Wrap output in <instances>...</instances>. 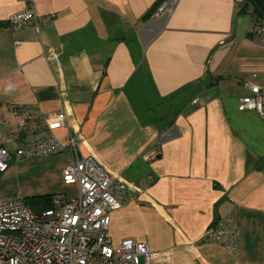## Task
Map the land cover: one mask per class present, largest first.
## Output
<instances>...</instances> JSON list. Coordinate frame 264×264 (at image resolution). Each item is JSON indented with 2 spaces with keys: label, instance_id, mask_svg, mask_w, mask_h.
<instances>
[{
  "label": "crops",
  "instance_id": "0c3cea01",
  "mask_svg": "<svg viewBox=\"0 0 264 264\" xmlns=\"http://www.w3.org/2000/svg\"><path fill=\"white\" fill-rule=\"evenodd\" d=\"M161 2L35 0L49 21L15 31L26 4L0 0V131L23 133L17 106L65 114L59 141L79 134L80 154L126 182L111 244L146 242L152 264H264V114L239 108L247 83L264 88L256 14L180 0L165 17ZM22 160L63 170L72 151ZM219 217L238 224L236 251L199 241Z\"/></svg>",
  "mask_w": 264,
  "mask_h": 264
},
{
  "label": "built area",
  "instance_id": "2783aa9c",
  "mask_svg": "<svg viewBox=\"0 0 264 264\" xmlns=\"http://www.w3.org/2000/svg\"><path fill=\"white\" fill-rule=\"evenodd\" d=\"M179 1L162 0L156 14L172 15ZM24 2L26 7L13 14L8 24L15 31L28 26L39 31L49 17L37 13L35 0ZM252 36L264 48L263 17L256 19ZM246 87L249 93L240 99L239 108L264 114V88L251 83ZM14 111L23 133L0 131V178L9 169L13 155L18 160L29 159L67 147L72 151V160L62 170L63 181L77 185L78 193L69 201L55 196L53 206L38 213L21 194L0 199V264H152L148 243L131 238L117 245L109 241L111 212L125 204L126 182L109 173L94 156L80 154L79 134H71L65 144L59 141L53 130L68 124L65 114L56 115L57 123L45 124L40 111L23 105ZM199 241L236 251L238 224L219 217Z\"/></svg>",
  "mask_w": 264,
  "mask_h": 264
},
{
  "label": "rangeland",
  "instance_id": "374dc122",
  "mask_svg": "<svg viewBox=\"0 0 264 264\" xmlns=\"http://www.w3.org/2000/svg\"><path fill=\"white\" fill-rule=\"evenodd\" d=\"M249 5L253 8L252 4ZM251 17L253 19V15ZM9 147L12 149V146ZM12 159L9 169L0 178V199L17 194L27 199L47 194L67 199L77 196V185H65L61 167L58 168L56 163L20 161L16 155Z\"/></svg>",
  "mask_w": 264,
  "mask_h": 264
},
{
  "label": "trees",
  "instance_id": "16d2710c",
  "mask_svg": "<svg viewBox=\"0 0 264 264\" xmlns=\"http://www.w3.org/2000/svg\"><path fill=\"white\" fill-rule=\"evenodd\" d=\"M247 3L252 4L253 12L256 14V18L258 17L264 18V0H249V2ZM256 18L253 22V25L255 24ZM54 197H55L54 194H47V195L34 196L31 199L26 198V201L27 204L30 205V207L35 212L38 213L46 208L52 207L54 204L53 202Z\"/></svg>",
  "mask_w": 264,
  "mask_h": 264
},
{
  "label": "water",
  "instance_id": "95a60500",
  "mask_svg": "<svg viewBox=\"0 0 264 264\" xmlns=\"http://www.w3.org/2000/svg\"><path fill=\"white\" fill-rule=\"evenodd\" d=\"M261 166H264V160L260 163Z\"/></svg>",
  "mask_w": 264,
  "mask_h": 264
}]
</instances>
